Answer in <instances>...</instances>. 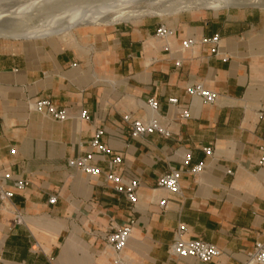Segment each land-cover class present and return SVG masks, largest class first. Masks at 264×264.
I'll return each mask as SVG.
<instances>
[{
    "label": "crops",
    "instance_id": "crops-1",
    "mask_svg": "<svg viewBox=\"0 0 264 264\" xmlns=\"http://www.w3.org/2000/svg\"><path fill=\"white\" fill-rule=\"evenodd\" d=\"M114 24L92 33L76 32L92 27L75 29L81 39L76 44L58 36L0 40V166L29 182L11 200L24 216L21 224L0 201V264H242L243 253L264 242V168L258 164L264 146V10ZM160 24L174 31L166 41L156 36ZM215 35L221 38L218 55L209 45L182 48L189 39ZM198 84L218 93L217 103L187 94ZM150 97L159 101L158 118L171 136L133 139L124 117H152ZM172 98L181 106L170 104ZM42 99L70 118L57 122L37 113L34 103ZM82 111L91 120L82 119ZM97 128L123 156L117 171L125 183L133 177L141 182L135 207L103 177L67 165L90 151ZM202 162L204 169L194 174ZM96 163L110 168L109 157ZM171 168L182 172L181 196L157 186ZM163 199L166 208L159 205ZM130 221L131 239L116 255L105 237ZM181 224L188 228L186 239L211 243L222 255L209 263L172 256L168 248Z\"/></svg>",
    "mask_w": 264,
    "mask_h": 264
},
{
    "label": "built area",
    "instance_id": "built-area-1",
    "mask_svg": "<svg viewBox=\"0 0 264 264\" xmlns=\"http://www.w3.org/2000/svg\"><path fill=\"white\" fill-rule=\"evenodd\" d=\"M174 31L165 24H160L156 36L161 40H168L172 37ZM221 38L219 35H215L211 38L203 37L201 39H189L182 45L183 50L191 49L197 45H209L211 47V53L219 54V43ZM226 60L228 58H225ZM180 66V63H177ZM187 94L192 97L200 98L203 103L207 105H214L219 99V94L215 91L206 89L203 85L190 86L186 90ZM170 104L181 106L180 101L177 98L169 100ZM34 110L37 113L48 116L54 121L65 122L70 117L65 109H59L49 99L38 100L34 103ZM147 107L152 113V117L146 120L132 119L130 115L124 117V122L127 124L130 135L133 139H140L146 135L153 133H159L164 137H170L171 132L165 128L158 118V112L160 109V103L155 97H150L147 101ZM190 113L187 109L182 112V118L188 119ZM81 118L91 120V116L86 111L81 112ZM105 131L102 128H97L94 131L93 138L90 143V151L84 156L68 159L67 165L70 169L76 170L80 173H84L91 178L103 177L104 183L111 186L112 189L123 195L127 201L135 207L139 202L138 190L141 186V182L138 178H131L128 183L124 181V175L118 172L117 169L123 163V156L118 153H114L107 144L104 143L103 138ZM15 153V151H13ZM207 156L213 154L212 148L205 149ZM105 157H109V170L103 171L97 166V161L102 160ZM187 161H190L188 156ZM260 167L264 168V146L260 148V157L258 160ZM205 167V163H200L193 169L194 174H199ZM181 175L182 172L175 168H171L169 172L161 176L157 180V186L165 189L171 196H181ZM29 185L27 180L20 177H16L11 171L6 170L0 166V201L5 205H10V211L13 215V220L16 224H21L24 220V216L14 205L11 200L15 195V191L25 189ZM57 201L56 196H52L49 199L50 204H55ZM168 204L167 199H163L159 205L161 208H166ZM133 222L130 221L123 227H113L111 232L106 235L105 241L107 245L114 251L116 255L122 253L128 245L132 236ZM188 228L185 224L179 225L175 232L174 240L169 245V253L178 258H194L203 263H209L215 258L222 255L223 251L217 246L205 242L201 239H186ZM38 246L34 247V251H37ZM117 263L122 264L119 260ZM242 264H264V242H257L253 248L243 253Z\"/></svg>",
    "mask_w": 264,
    "mask_h": 264
},
{
    "label": "bare ground",
    "instance_id": "bare-ground-1",
    "mask_svg": "<svg viewBox=\"0 0 264 264\" xmlns=\"http://www.w3.org/2000/svg\"><path fill=\"white\" fill-rule=\"evenodd\" d=\"M11 1L13 2L11 6L9 4L11 9L4 11L2 12V14H0V22L1 20L6 21L4 22V24L6 25L2 26L0 24V38L6 39V40L45 39V38H50V37H55V36H60V35H64L67 33H71L75 29L82 28V27H92V28H95L97 26L102 27L103 25L106 24L105 21L108 20L111 12L117 9V7L135 6V5L142 4L144 2H149L151 0H102L101 2L104 3V7H101L102 3L101 5L100 4L98 5L97 3L98 5L97 8L96 7L94 8L91 6L94 9H91L88 11L85 10L83 12L76 14L75 18L73 17L74 20L71 19L72 21H69V22L67 21L63 25H58V24L51 25V26L49 25L50 27L44 26L43 28H38V27L33 28V27H24V26L21 27L22 25L14 27L15 24L11 26V23L12 21L14 22L12 17L17 18V16H21L23 14H27V16L37 14L40 17L45 16V19L50 20L52 18V15L46 12L47 11L45 9L46 4L45 6L43 5L34 6L35 8L33 7L32 9L31 8L30 9H18V8H27L28 6L31 5L32 0H21L22 2L17 1V0H11ZM56 1L57 0H50V4L52 5ZM178 1H180L179 3H181V5L185 6L188 12L189 11L196 12L197 14H203L205 13V10H213L214 12H219L220 10H224V9H240V8H245V7L264 9V0H250V1L249 0H178ZM20 3L21 4L23 3V5L16 6V5H19ZM136 13H133V15ZM27 19L28 18H26L25 20ZM7 21H10V22H7Z\"/></svg>",
    "mask_w": 264,
    "mask_h": 264
},
{
    "label": "rangeland",
    "instance_id": "rangeland-1",
    "mask_svg": "<svg viewBox=\"0 0 264 264\" xmlns=\"http://www.w3.org/2000/svg\"><path fill=\"white\" fill-rule=\"evenodd\" d=\"M17 1L22 2L21 0H17ZM99 1H100V3H99ZM101 1L102 0H57L55 3H53L51 5L50 0H32L31 5L28 6L27 8H18V9H30V8L32 9L34 6H39V5L45 6V4H46V6H45V9L47 10L46 12L48 14L50 13V15H52V18L50 20H47V19H45V16L40 17L37 14H33L31 16H27V14H23L21 16H17V18L12 17L14 22L12 21L11 26L15 24L14 27L22 25L21 27L24 26V27H33V28L34 27L43 28L44 26L48 27L49 25L50 26L56 25V24L63 25L67 21L69 22V21L74 20L76 14H78L80 12H83L85 10L88 11V10L94 9L95 7L97 8L99 4L101 5V3H102L101 7H104V3ZM179 2L180 1H178V0H170V1H168V0H151L149 2H144L142 4L135 5V6L117 7V9H115V10H113V12H111L108 20L105 21V23H107L108 25H112L114 23L115 24L124 23V22L129 23L131 21H138V20H141L143 18H149V19H153L155 21H159V22H163V23L167 24V23L173 22L174 19L180 15L188 14V13L197 14L196 12H190V11L188 12L186 10L185 6L181 5V3H179ZM86 3L88 4V6ZM97 3H98V5H97ZM9 4L11 6L13 4V2L11 0H10V2H9V0H0V11H1L0 14H2V12H4V11L11 9ZM176 4H178V5H176ZM22 5H23V3L22 4L20 3L19 5H16V6H22ZM91 6L94 8H92ZM240 9L246 10V9H258V8H253V7L247 8V7H245V8H240ZM226 10H230V9L220 10L219 12L226 11ZM261 10H264V9H261ZM205 12H213V10H205ZM133 13H136V14L133 15ZM26 18H28L29 20L28 19L25 20ZM4 22H6V21L1 20L0 24L2 26L6 25V24H4ZM7 22H10V21H7ZM17 24H19V25H17ZM107 24L103 25L102 27L97 26V28L90 29V30L89 29H80V30L78 29L76 32H79L82 34L88 33V32L89 33L98 32L102 28H105V26H108ZM76 32H75V35H74V31H73L71 33H67V34L58 36L56 38H61L62 41L66 44L67 43H75L76 44L77 40H78V42L81 41V39H78V35ZM72 37H74V39ZM76 38H77V40H76ZM53 39H55V38H53ZM0 40H4V39L0 38Z\"/></svg>",
    "mask_w": 264,
    "mask_h": 264
}]
</instances>
